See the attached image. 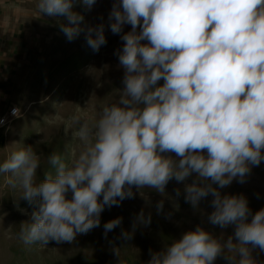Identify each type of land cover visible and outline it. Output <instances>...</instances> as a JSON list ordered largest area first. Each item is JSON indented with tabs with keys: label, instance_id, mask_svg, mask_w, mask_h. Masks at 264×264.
<instances>
[{
	"label": "rangeland",
	"instance_id": "rangeland-1",
	"mask_svg": "<svg viewBox=\"0 0 264 264\" xmlns=\"http://www.w3.org/2000/svg\"><path fill=\"white\" fill-rule=\"evenodd\" d=\"M21 1L0 264H264V0Z\"/></svg>",
	"mask_w": 264,
	"mask_h": 264
},
{
	"label": "crops",
	"instance_id": "crops-1",
	"mask_svg": "<svg viewBox=\"0 0 264 264\" xmlns=\"http://www.w3.org/2000/svg\"><path fill=\"white\" fill-rule=\"evenodd\" d=\"M16 1L20 0H0V68L4 65L12 67L25 63L24 50L19 48L20 45L17 48L18 45L15 43L14 35L23 32L25 28L24 14H22L24 11L15 16V10L20 9L22 1L17 3L18 6L14 9L12 6ZM18 49L22 51L18 53Z\"/></svg>",
	"mask_w": 264,
	"mask_h": 264
},
{
	"label": "built area",
	"instance_id": "built-area-1",
	"mask_svg": "<svg viewBox=\"0 0 264 264\" xmlns=\"http://www.w3.org/2000/svg\"><path fill=\"white\" fill-rule=\"evenodd\" d=\"M20 116L18 108L10 107L0 114V131H8L12 122Z\"/></svg>",
	"mask_w": 264,
	"mask_h": 264
},
{
	"label": "bare ground",
	"instance_id": "bare-ground-1",
	"mask_svg": "<svg viewBox=\"0 0 264 264\" xmlns=\"http://www.w3.org/2000/svg\"><path fill=\"white\" fill-rule=\"evenodd\" d=\"M11 126V125H10Z\"/></svg>",
	"mask_w": 264,
	"mask_h": 264
}]
</instances>
